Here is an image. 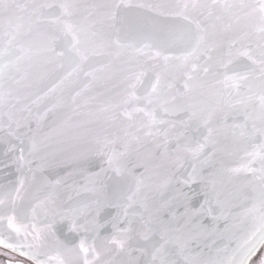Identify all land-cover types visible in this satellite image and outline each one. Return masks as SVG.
Instances as JSON below:
<instances>
[{
    "label": "snow or ice",
    "instance_id": "obj_1",
    "mask_svg": "<svg viewBox=\"0 0 264 264\" xmlns=\"http://www.w3.org/2000/svg\"><path fill=\"white\" fill-rule=\"evenodd\" d=\"M29 8V16L37 18L35 24L45 25L42 30L37 31L30 21L27 30L21 32L24 26L18 21L23 18L18 13ZM132 8L146 10L154 16L130 17L124 10ZM165 8L173 11L165 13L162 11ZM216 8L226 13L238 9V20L255 19L258 14L259 27L255 34H247V43L235 53L246 58L253 67L226 74L223 83L232 90L230 95L240 96L242 89L249 87L244 82L258 72L264 89V0L255 4L243 0L239 3L213 0L211 4L177 0L168 5L132 4L126 0L121 3L58 0L57 3L22 5L18 0H0V31L8 38L7 47L0 50V110L12 99L20 103L19 97L5 89L3 81L6 69L21 70L22 60L27 58L29 66L33 67V58H37L46 71L45 76H38L27 85L29 89L40 90L48 80H56L36 102L38 112L34 113L31 105L24 104L16 112L8 111L5 122L4 113L0 111V133H5L0 136V143L8 146L5 155L18 151L15 159L20 172L18 186L0 185V226L10 230V235L23 237L19 245L0 238V247L13 251L18 247L36 248L35 253L20 252L35 264H249L264 246V94L260 96V127L253 122L252 132L247 134V139L253 142L258 136L259 144L246 152L244 162L239 166L227 165L224 156L230 154L231 142L237 135L243 137L246 134L224 131L218 135L222 131L218 125L227 129L229 118L235 119L236 114L230 117L225 113L219 100L210 103L213 94L209 84L198 75V71H203L207 77L212 71L209 63L215 49L204 21L213 17ZM164 15L176 18L180 23H160L154 18ZM34 31L39 37L34 49H25L23 45L14 47L21 37L31 36ZM125 51L134 60L140 57L159 59L165 70L170 62L176 61L171 67L182 71L186 77L184 91L171 94V86L165 88L162 85L160 74L150 82L142 79L144 72L128 75L125 81L131 91L119 102L114 100L102 109V112L111 113L109 121L119 130H105V135L83 141L86 145L83 151L89 156L103 158L107 165L96 178L89 180L94 187L87 191L94 193L95 198L90 203H74L72 197L67 200L53 195L42 197L45 188L55 187L61 181L38 180L36 173L45 165L32 167L33 160L42 151L43 142L37 140L39 123L53 110L41 102H51L54 107L58 90L71 94V90L79 86L72 98L75 104L76 97H82L96 87H105L114 79V74L101 73L112 67L113 61L119 60ZM16 52L24 55L13 59ZM202 58L206 59L200 67ZM98 63L103 67H96ZM139 86H146V95L136 94ZM141 99L147 106L133 103ZM120 114L125 117V122L119 121ZM136 114L143 118H137ZM244 115L247 119L246 112ZM33 120L37 122L35 129L32 128ZM234 127L243 129L247 125ZM144 140L156 144L158 151L151 153L149 162L137 160L129 166L133 143L140 144ZM26 142L29 146L27 156ZM218 153L223 155L218 157ZM161 167H166L169 179L162 184H153V175ZM107 171L121 178L127 176L128 182L109 188L104 176ZM224 175L230 177L227 184L220 180ZM29 182L34 188L32 199L35 203L30 205L31 218L25 222L17 205L24 199L21 193ZM197 183L201 186L204 204L194 209L190 207L183 187ZM165 196H169V210L161 212L156 202ZM213 204L218 212L213 211ZM108 209H115V215ZM38 212L43 214V223ZM205 215L211 218L210 225L203 223ZM64 222L69 225L70 234L80 237L78 244L72 243L67 236L61 239L57 235L61 231L58 225ZM249 225L255 230L248 239L236 235ZM102 228H111V234L102 237ZM209 239L211 243L203 245L208 252L192 249V244ZM220 239L228 242L217 245ZM232 243L235 248H231ZM41 249L47 251L41 252ZM226 253L228 255H224ZM42 254L47 259L41 260ZM258 264H264V256Z\"/></svg>",
    "mask_w": 264,
    "mask_h": 264
},
{
    "label": "water",
    "instance_id": "obj_2",
    "mask_svg": "<svg viewBox=\"0 0 264 264\" xmlns=\"http://www.w3.org/2000/svg\"><path fill=\"white\" fill-rule=\"evenodd\" d=\"M58 0H18V3L22 5H33V4H47V3H57ZM89 3H121V0H86ZM132 4H174L177 0H126ZM190 2V0H189ZM200 3L211 4L213 0H199ZM220 3H239L241 0H219ZM245 3L255 4L258 0H243ZM55 11V10H53ZM130 17H135L137 15H143L148 18H153L154 14L147 12L143 9H127L124 10ZM165 13L173 11V9L165 8L162 9ZM28 11H21L18 13L23 19L18 21L24 27L21 32L27 30L28 24L31 21L37 31L42 30L45 25L35 24L36 17H30ZM47 15V10H45ZM239 10L232 9L230 12H225L220 8L214 9V15L212 18L205 20L204 23L208 28L209 36L212 38L210 43L213 45L215 51L212 52L213 60L209 63V67L212 71L205 77L203 71H198V75L204 78L209 84V90L213 94L209 101L215 104L219 100L220 107L223 111L231 117L232 114H236L235 119L229 118L227 129L223 128V125H218L222 130L218 135H222L224 131L236 132L239 134L243 131L246 135L241 137L237 135L235 140L231 142V152L229 155L224 156L227 165L235 167L239 166L244 162L245 155L247 151H252L259 144V137L255 142L247 139V134L252 132L253 122L256 127H260V96L264 94V89L261 87V83L258 79V72L251 77L247 82L249 85L242 89V95L236 96L234 93L229 94L232 90L226 88L223 81L225 75H231L234 70L246 71L251 69L253 66L244 57L236 56V50L241 49L244 44L247 43V34H255L256 28L259 27L258 14L255 19H243L238 20ZM216 17H219L217 19ZM160 23H180L176 18L168 15L154 17ZM200 19H203L201 17ZM7 37L3 35L0 31V50L7 47ZM39 37L36 31L33 35L28 37H21V39L14 44V47L19 48L21 45L25 49L35 48ZM253 49H255V40L253 39ZM231 53V55H230ZM24 53L16 52L13 56H22ZM206 58H202L200 61V67L204 66V61ZM132 60L131 63H122L123 61ZM229 61L232 63L229 64ZM177 63L176 61L170 62V66L165 70L162 65L163 61L159 59H145L140 57L138 60H134L130 54L125 51L119 60L113 61V66L110 68H105L104 73L101 75H113L114 79L109 81L105 87H96L92 92L84 93L82 97L75 98V104L72 103V98L75 96V92L79 90V86H76L71 90V94L58 90L55 94L56 101L53 107L51 102H41L47 103L49 107L53 110L48 112L47 116L40 121L39 128L40 132L37 135L38 142L42 143V151L37 154L36 158L33 160L32 167L36 168L37 165L43 163L45 166L42 171L37 172L36 175L38 180L41 178H46L48 181L55 183L56 180H60L61 183L55 187L45 188L41 192V196L53 195L59 197L61 200H67L69 197L73 198V202H87L90 203L95 198V194L88 192L87 189L94 187L89 180L90 178H96V174L100 172L101 168H107V165L103 158L98 156H89L84 151L83 148L86 145L83 141L90 140L95 136H103L106 134L105 130L117 131L119 129H114L109 121L111 113L102 112V109L108 107L113 101L119 102L122 100L130 89L127 88L125 78L128 75H134L140 72H144L145 75L142 79L145 82L154 81L158 74L161 75L162 85L167 88L171 86L170 93L175 95L183 92V80L186 77L183 75L182 71H177L171 67ZM33 67L29 66L28 59H24L20 62V71H17L15 67H10L5 70V80L3 81L5 89L11 90L13 95L19 97L20 103H16L15 99L10 100L9 104L3 108L4 113L3 119L7 121L6 113L8 111L16 112L24 104H29L35 112H38L36 102L39 97L43 95L44 91L47 90V86L55 83V78L48 80L47 84L43 86L40 90L29 89L27 85L32 83L38 76H45L46 71L37 62V58H33ZM96 67H103V64H96ZM25 70H27V75H25ZM250 88V90H249ZM27 99L24 98L25 94ZM136 94L139 96H144L147 94L146 86H139L136 89ZM138 104L140 107L147 106V102L141 99L138 102H133ZM247 113V119L244 113ZM160 113H158V116ZM137 118H143L141 114H136ZM99 120V123L97 121ZM120 122H125V117L120 114ZM235 125H247V127L235 128ZM37 127V122L33 120L32 128ZM134 131V130H133ZM123 132L121 131V135ZM5 135V133H0V136ZM162 142V141H161ZM15 143V142H14ZM25 155L28 153V144H25ZM8 146L4 143H0V185L11 186L16 184L18 186L20 172L17 171L16 157L19 155L17 152H7ZM158 151L157 145L153 144L147 140H144L140 144L133 143L132 154L129 157L130 165L134 164L139 160L140 162H149V157L151 153ZM137 153L139 155H137ZM223 155V153H218V157ZM41 157L44 159L41 160ZM7 165V166H6ZM139 171V169H136ZM190 171V169H189ZM104 176L107 178L106 183L109 188L117 183L125 184L128 182L127 176L121 178L116 173L112 171H107ZM169 179L166 167H161L157 170L156 174L153 175V184H162L165 180ZM230 177L224 175L220 178L223 184L229 182ZM80 195L77 196V192ZM184 193L189 197V205L194 209H199L201 205L204 204V196L201 192V186L197 184H192L190 187H183ZM34 188L29 182L26 185V190L21 193L24 199L17 205L18 211L22 215V218L27 222L30 220V205H33L35 201L32 199ZM169 196L159 198L156 202V207L159 208L161 212L168 211ZM135 210V209H133ZM113 215H115V209H108ZM183 211V209H181ZM213 211L218 212L213 204ZM41 217V222L43 223V214L39 213ZM103 216L104 213L102 212ZM203 223L205 225H210L212 223L211 218L205 215L203 218ZM221 227L223 222L221 221ZM61 231L57 232V235L61 239L66 236L74 244L79 243L80 237L75 234L69 233V225L64 222L58 225ZM195 231V226H193ZM255 229L249 225L247 229L243 232L237 231L236 235L242 239H248L251 233ZM111 228H102L100 230L101 236H108L111 234ZM0 238L9 240L13 244L19 245L23 240V237H17L10 230H5L3 226H0ZM31 237H29V240ZM227 239H220L217 241V245L226 244ZM205 243H211V240L201 241L200 244H192L191 247L195 252H208V248L203 247ZM21 259L25 260L30 264H35V261L29 259L25 255H21L20 252L25 253L31 251L35 253L36 248L29 249L27 247L19 248L13 251L8 248L0 247ZM231 248H235V243L231 244ZM264 246H261L259 252L254 256L249 264H253ZM47 251V249H41V252ZM224 255H228L227 253ZM41 260L47 259L45 255H40ZM239 258V257H238ZM13 264H26L24 262H14Z\"/></svg>",
    "mask_w": 264,
    "mask_h": 264
},
{
    "label": "rangeland",
    "instance_id": "obj_3",
    "mask_svg": "<svg viewBox=\"0 0 264 264\" xmlns=\"http://www.w3.org/2000/svg\"><path fill=\"white\" fill-rule=\"evenodd\" d=\"M261 256H264V249L261 251L253 264H258V260ZM14 262H24L26 264H30L20 257L0 248V264H13Z\"/></svg>",
    "mask_w": 264,
    "mask_h": 264
}]
</instances>
